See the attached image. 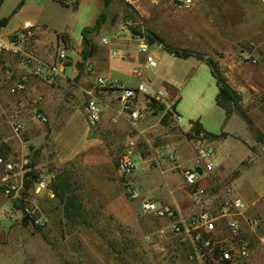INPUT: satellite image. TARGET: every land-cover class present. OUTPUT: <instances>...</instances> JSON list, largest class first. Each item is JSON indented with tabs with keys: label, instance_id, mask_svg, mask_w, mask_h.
<instances>
[{
	"label": "rangeland",
	"instance_id": "374dc122",
	"mask_svg": "<svg viewBox=\"0 0 264 264\" xmlns=\"http://www.w3.org/2000/svg\"><path fill=\"white\" fill-rule=\"evenodd\" d=\"M171 1L112 0L104 9L103 0L68 5L55 0H0V19H9L0 35L15 32L29 21L38 27L25 43L29 54L48 65L55 63L58 48L64 47L70 60L65 75L50 84L34 76L23 57L10 58L0 66V140L5 153L14 159L26 156L27 172L53 176L51 190L61 174L70 184L61 201L53 191L54 197L35 195L31 178L24 175L23 186L30 188L23 193V187L24 208L20 209L4 197L0 183V211L10 214L0 222V264H192L185 244L172 233V221L144 213L140 206L154 200L144 188L147 182L153 183L151 189L165 192L181 187V168L194 158L189 122L198 121L209 135L224 134L209 138L216 150L215 171L203 182L210 207L218 211L230 193L244 201L248 216H256L264 225V53L251 50L262 37L238 43L228 59L224 49L210 46L211 40L219 42L232 34V26L217 24L223 14L217 6L207 10L204 0L177 12ZM225 11L232 18L241 14L240 10ZM100 13L104 17L92 34V55L83 59L90 49L84 50L81 31L93 27ZM148 32L173 47L201 54L224 79L219 62L235 60L238 65L231 79L242 80L247 89L238 93L246 121L238 113L227 120L216 106V79L207 62L171 57L158 43L151 49L158 65L155 70L129 62L128 51L140 57L138 40L150 43ZM112 52L119 58H112ZM5 68L11 71L10 79L4 75ZM133 68L138 74H133ZM98 78L126 87L143 83L149 88L152 82L149 91L161 90L167 100L180 99L177 113L183 122L178 127L158 116L139 123L134 131L131 123L121 125L115 120L116 112L110 113L120 108L115 97L96 92L103 120L90 124L84 111L86 92ZM171 80L178 87L171 86ZM35 114L45 116L47 122L38 121ZM16 123L22 125L19 133L13 131ZM131 142L135 143V173L124 178L117 166ZM3 176L0 170V179ZM127 187L137 193V199L129 198ZM67 198L72 219L65 215ZM257 232L247 235L255 245L250 264H264V247L254 242Z\"/></svg>",
	"mask_w": 264,
	"mask_h": 264
},
{
	"label": "built area",
	"instance_id": "2783aa9c",
	"mask_svg": "<svg viewBox=\"0 0 264 264\" xmlns=\"http://www.w3.org/2000/svg\"><path fill=\"white\" fill-rule=\"evenodd\" d=\"M55 1L68 5L75 4L77 0ZM202 1L204 0H172L171 6L175 11L183 12ZM37 30L38 27L26 21L17 31L0 35V66L7 59L23 57L26 66L31 67L33 75L42 82L50 84L55 78H62L65 75L70 60L64 47L58 48L53 64L46 65L29 54L24 46ZM102 43L108 44L107 40H102ZM139 50L145 56V69L155 70L158 65L156 59L149 53L148 46L141 45ZM110 56L119 58L117 52H112ZM3 72L7 79L11 78L9 68H5ZM133 74L138 72L135 71ZM18 89L22 87L18 86ZM96 92L115 97L120 105V112L129 119L134 130L148 115L154 116L157 113L163 114V118L169 116L170 121L180 127L181 116L177 114L173 105L168 104L161 90L151 92L143 83H139L136 87H126L110 78H98L92 90L86 92L87 101L84 111L86 120L92 125L99 124L102 119L101 103ZM35 118L42 123L47 122L45 116L41 114H35ZM21 130V124L16 123L13 126L15 133ZM188 132L194 147V158L191 165L181 168V178L198 212L188 219L183 217L176 219L177 212L172 206H161L149 200L141 202V210L157 218L172 221V233L185 244L188 260L192 264H249L252 248L247 235L255 233L261 227L262 221L256 216H248V208L244 201L239 197L231 196L230 193H227L224 201L220 203L218 211L210 207L206 201L207 190L203 187V182L215 171L216 150L213 142L204 133L194 131L192 123L188 124ZM134 147L135 143L131 142L120 157L117 170L121 177L130 178L135 173ZM169 160L176 163L173 156H170ZM29 165L26 156L14 159L7 155L4 143L0 140V170L4 174L0 183L4 197L12 199L13 203H16L17 199L21 200L22 180L29 171ZM17 177L21 178L20 181L15 179ZM52 182L53 176H40L34 182L32 192L35 195L47 193L49 197H54L50 189ZM127 194L132 200L138 197L137 193L128 187ZM262 202L264 203V196ZM5 216L10 217V214L0 211V222L6 218ZM35 223L43 225L39 220Z\"/></svg>",
	"mask_w": 264,
	"mask_h": 264
},
{
	"label": "crops",
	"instance_id": "0c3cea01",
	"mask_svg": "<svg viewBox=\"0 0 264 264\" xmlns=\"http://www.w3.org/2000/svg\"><path fill=\"white\" fill-rule=\"evenodd\" d=\"M205 1H206L205 2L206 5H207V10L209 9V7H211L212 5L215 4L214 6H217L219 12L223 13L222 15L219 16L220 18L217 19V21H216L217 24L232 26V29L230 28V30H229V31H232V34L229 37L226 36V38H225V35H224V38H221V37L219 38V42L212 41V40L210 41V46L213 49H216V48H219L220 50L224 49L225 56L228 59H232L231 56L233 55V52H235V49L237 50V48H238L237 44L238 43L247 42L248 40L252 41L253 39L262 37V40L258 41L256 46L254 47V49H251V50L255 53H258V54H261V51L264 53V0H205ZM225 10H228V11L240 10L241 14L239 16L236 15L234 18H232V17H229L227 13H225L226 12ZM251 11H253L254 13L251 14ZM221 32L223 33L224 30H221ZM137 42H139L138 47H140L141 45H147L149 53L152 56L154 55L152 53L151 49H153L155 46H158V45H155L156 43H153V44L148 43L147 40L144 38L138 40ZM160 47L164 52H166L162 46H160ZM137 51H138V54L141 58L138 57L136 54L128 51L126 54L127 60L129 62L135 60V61L141 62V63H143V65H145V56L140 52L139 48ZM242 52H245V51H242ZM167 54H169V53H167ZM174 58H176V57H174ZM8 60L9 59H7V61ZM183 60H186V59H183ZM231 61H233V60H231ZM235 62L236 61L234 60L231 64V63H229V60L224 59V60H221L219 62V67H221V71L224 74V77L226 79L225 80L226 83L237 93L243 94L247 91V89L243 85L242 80H240L238 83H235L231 79V74L235 71V68L238 65V63L235 64ZM132 71L133 72L137 71V68H133ZM211 74H212V72H211ZM244 79L246 80V78H244ZM250 79H252V78H250ZM169 83L171 86L173 84L176 87H178V84L174 80L173 81L171 80V82H169ZM151 86H152V82H149V88L147 86H146V88L149 90ZM216 87H217V84H216ZM173 89H174V91H176L175 88H173ZM217 93H218V88H217ZM179 100L180 99L177 98V96L168 100V104L173 105L176 112H177V105L179 103ZM101 110H102V119H101V122H102L103 112H104L102 103H101ZM119 110H120V108H118L115 111L112 110V112H110L113 115H114L113 112H116V115H114L115 120L118 123H120L121 125H123L124 123H128V122L130 123L129 119L125 115H123ZM162 115L163 114L159 115V113L155 114L154 116L148 115L146 118H144V120H142L140 122V124H143L144 121L150 122V120L158 118V116L162 118ZM182 122H183V118H182V121L180 122V124ZM196 122H198V121H196ZM189 123H192V122H189ZM138 131L139 130L137 128L136 133H138ZM187 151L190 152V150H187ZM179 152H181V150H179ZM180 155H181V153H180ZM152 187H153V183L147 182L144 185V188L147 191L148 195L154 199L152 202H155L161 206H172V207H174L177 210V212H179L180 216L185 218V219L192 217L193 215H195L198 212V208L196 207V205L191 200V198H190V196H189V194H188V192H187V190L183 184V181L181 182V187L175 188L174 192L173 191L172 192L171 191L165 192L163 189H159V188L151 189ZM178 191L181 192L182 195H176V192H178ZM145 201H147V200H145ZM149 201H151V200L149 199ZM261 221H262L261 227L257 230V231H260V233H258L256 231L257 236H256V239H254V242L256 244H258L259 246L262 245L264 247V225H263V220H261ZM247 239L249 240V242L251 244L252 254H253V251H254L253 246H255V245H254L253 241L251 240V236H250V239L247 236ZM250 263H251V260L249 261V264Z\"/></svg>",
	"mask_w": 264,
	"mask_h": 264
},
{
	"label": "trees",
	"instance_id": "16d2710c",
	"mask_svg": "<svg viewBox=\"0 0 264 264\" xmlns=\"http://www.w3.org/2000/svg\"><path fill=\"white\" fill-rule=\"evenodd\" d=\"M111 1L112 0H103L104 9L108 8ZM103 17H104V14L100 13L99 18L97 19V21L93 27L83 28L81 31V37H82L83 42H84V50L86 48L90 49L88 53L83 54V59H87L88 57H90L92 55V52H91L92 34H94V32H96L99 29V25H100V22L102 21ZM8 21H9V19H0V30H2L3 28H5L7 26ZM148 36H149L148 40L151 44L158 43L171 56H174V57L179 58V59H188L189 57H194L201 62H207L210 65L212 75L216 79V84H217V88H218V93L215 97L216 106L219 107L224 112L227 120L234 113H238L245 120L243 113L240 112V109H239V103L241 102V96L238 93H236L226 83L225 79L220 75V73L218 72L216 67L210 61L205 60L204 56H202L199 53L173 47L170 44H167L160 36H158L154 33L148 32ZM164 119L169 120V116H165ZM192 124L194 126L195 132H197V133L202 132L205 134V136L207 138L217 139V138L224 136V134H222L221 136L209 135L202 129V126L200 125L199 122H192ZM25 177L31 178V182H29L30 185H33L34 184L33 181L37 180V178H38V176L33 171L27 172L25 174ZM57 180H58V184H54L51 191H53L55 193V195L58 198H60L62 201L64 198V195H68L70 184L67 181L66 175H62V174L59 175ZM29 184H26L23 186L24 187L23 193H25V191L30 188ZM66 201H67V206H66V210H65V215H66L67 219H72V215H70L69 211H68V208L70 207L69 206L70 204L68 202L69 201L68 198L66 199ZM14 205L17 208H19V206L16 203H14Z\"/></svg>",
	"mask_w": 264,
	"mask_h": 264
},
{
	"label": "water",
	"instance_id": "95a60500",
	"mask_svg": "<svg viewBox=\"0 0 264 264\" xmlns=\"http://www.w3.org/2000/svg\"><path fill=\"white\" fill-rule=\"evenodd\" d=\"M16 204L20 207V209H23L24 208V204H23V202L21 200L17 199L16 200Z\"/></svg>",
	"mask_w": 264,
	"mask_h": 264
}]
</instances>
